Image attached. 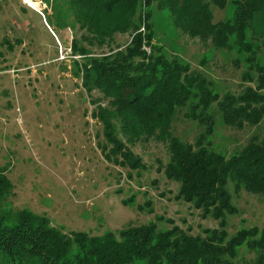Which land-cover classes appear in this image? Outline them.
<instances>
[{
    "label": "trees",
    "instance_id": "obj_1",
    "mask_svg": "<svg viewBox=\"0 0 264 264\" xmlns=\"http://www.w3.org/2000/svg\"><path fill=\"white\" fill-rule=\"evenodd\" d=\"M41 1L47 5L45 12L51 7L49 25L83 31L71 43L73 53L84 58L76 62L77 74L89 94L97 90L108 100L94 113L104 124L112 153L120 157L117 162L134 168L142 163L117 128L132 143L163 142L169 152L165 174L180 184L177 198L219 226L193 234L172 220L171 227L160 228L163 217L157 216L119 233L94 235L67 232L27 209H2L0 264H264V227H244L233 234L227 228L228 215L239 212L230 183L236 192L246 189L264 196V135L252 137L230 156L217 151L210 140L216 125L214 103L228 126L244 129L264 120V64L258 59L264 47V0H232L233 16L217 22L213 6L224 8L229 0ZM162 9L181 33L213 49H236L245 55L248 71L243 77L256 84L221 97L190 62L169 56L163 45L154 43L153 18ZM119 33H130L131 39L113 48ZM93 46H108L109 51L94 54ZM179 113L202 128L194 142L174 133ZM10 188L1 171L0 200ZM244 249L253 258L244 257Z\"/></svg>",
    "mask_w": 264,
    "mask_h": 264
},
{
    "label": "rangeland",
    "instance_id": "obj_2",
    "mask_svg": "<svg viewBox=\"0 0 264 264\" xmlns=\"http://www.w3.org/2000/svg\"><path fill=\"white\" fill-rule=\"evenodd\" d=\"M15 2L11 0V5ZM33 2L34 6L24 0L25 7L17 4V24L5 28L8 43L15 48H0V172L11 186L0 200V210L27 209L67 232L94 235L119 233L157 216L163 217L159 221L163 229L176 223L197 234L218 227L217 220L177 198L180 184L165 174L169 152L163 142L132 143L117 128L116 133L142 163L134 168L117 162L120 157L112 153L104 124L94 113L108 100L97 90L89 94L82 75L77 74L76 62L84 58L73 53L71 43L83 31L49 25L51 7L45 12L46 3ZM229 2L224 8L213 6L214 21L233 16L235 6ZM153 20L154 43L163 45L169 56L190 62L210 79L221 97L256 84L243 77L248 64L236 49H213L181 33L166 9L156 11ZM130 39V33L116 34L113 48L125 46ZM92 49L94 54L109 51L108 46ZM258 59L264 64V47ZM251 75L256 77L254 71ZM212 112L216 125L210 140L227 156L252 137L264 135V120L237 129L225 124L216 103ZM201 129L182 113L175 119L174 133L186 141L194 142ZM228 188L239 209L227 217L229 233L264 227V196L246 189L236 192L231 183ZM242 251L244 257L253 258L247 249Z\"/></svg>",
    "mask_w": 264,
    "mask_h": 264
},
{
    "label": "crops",
    "instance_id": "obj_3",
    "mask_svg": "<svg viewBox=\"0 0 264 264\" xmlns=\"http://www.w3.org/2000/svg\"><path fill=\"white\" fill-rule=\"evenodd\" d=\"M22 3L23 0H18V2H15L13 5H11V0H0V48L5 47V45L8 48H15V46L13 47V45H9L8 42H10V38H7L5 35V28L7 26L10 27L11 25L15 26L17 24V16L15 15L17 12V4L25 7V5H22ZM7 9H9V11ZM24 10L27 11L26 8H24ZM15 40L19 42L21 39L16 38Z\"/></svg>",
    "mask_w": 264,
    "mask_h": 264
},
{
    "label": "bare ground",
    "instance_id": "obj_4",
    "mask_svg": "<svg viewBox=\"0 0 264 264\" xmlns=\"http://www.w3.org/2000/svg\"><path fill=\"white\" fill-rule=\"evenodd\" d=\"M24 1H26V2H28L30 5L34 6V2H33V0H24Z\"/></svg>",
    "mask_w": 264,
    "mask_h": 264
},
{
    "label": "built area",
    "instance_id": "obj_5",
    "mask_svg": "<svg viewBox=\"0 0 264 264\" xmlns=\"http://www.w3.org/2000/svg\"><path fill=\"white\" fill-rule=\"evenodd\" d=\"M144 28H142V30H143Z\"/></svg>",
    "mask_w": 264,
    "mask_h": 264
}]
</instances>
